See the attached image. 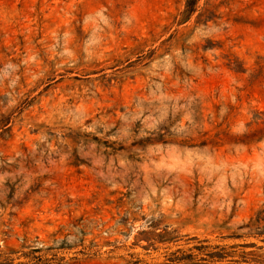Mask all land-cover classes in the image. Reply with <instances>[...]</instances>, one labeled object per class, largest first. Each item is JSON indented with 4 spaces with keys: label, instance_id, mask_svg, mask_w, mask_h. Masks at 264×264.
Instances as JSON below:
<instances>
[{
    "label": "rangeland",
    "instance_id": "obj_1",
    "mask_svg": "<svg viewBox=\"0 0 264 264\" xmlns=\"http://www.w3.org/2000/svg\"><path fill=\"white\" fill-rule=\"evenodd\" d=\"M0 264H264V0H0Z\"/></svg>",
    "mask_w": 264,
    "mask_h": 264
},
{
    "label": "trees",
    "instance_id": "obj_2",
    "mask_svg": "<svg viewBox=\"0 0 264 264\" xmlns=\"http://www.w3.org/2000/svg\"><path fill=\"white\" fill-rule=\"evenodd\" d=\"M189 5V4H188ZM260 220H261V218H260ZM260 220H258V221H260ZM225 254L226 253H224V252H217V253H210V254H208L210 257H212V258H222V257H224L225 256ZM5 260H9V258H6ZM4 263V262H3ZM5 263H9V262H5Z\"/></svg>",
    "mask_w": 264,
    "mask_h": 264
}]
</instances>
